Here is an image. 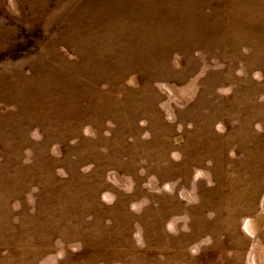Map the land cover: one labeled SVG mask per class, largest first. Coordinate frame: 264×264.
<instances>
[{"label":"rangeland","instance_id":"obj_1","mask_svg":"<svg viewBox=\"0 0 264 264\" xmlns=\"http://www.w3.org/2000/svg\"><path fill=\"white\" fill-rule=\"evenodd\" d=\"M0 264H264V0H0Z\"/></svg>","mask_w":264,"mask_h":264}]
</instances>
